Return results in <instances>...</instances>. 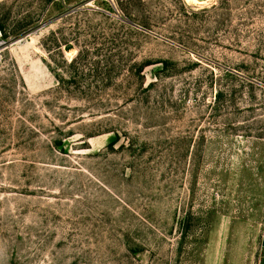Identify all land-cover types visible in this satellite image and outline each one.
<instances>
[{"label": "rangeland", "instance_id": "1", "mask_svg": "<svg viewBox=\"0 0 264 264\" xmlns=\"http://www.w3.org/2000/svg\"><path fill=\"white\" fill-rule=\"evenodd\" d=\"M0 20V264H257L264 0H0Z\"/></svg>", "mask_w": 264, "mask_h": 264}, {"label": "trees", "instance_id": "2", "mask_svg": "<svg viewBox=\"0 0 264 264\" xmlns=\"http://www.w3.org/2000/svg\"><path fill=\"white\" fill-rule=\"evenodd\" d=\"M0 32H1V34H2V38H3V37L6 38L7 33H6L5 29H4V26H3L1 20H0ZM54 42H55L56 48H60L61 45L63 44L65 50H69V49H71L72 46H73V45H71V43H69L68 41H65V42H64V41H62V40H60V39H55ZM74 63H75L74 60L71 61L70 66L73 67V66H74ZM55 76H56V78H57L59 81L62 80L61 77H59L58 75L55 74Z\"/></svg>", "mask_w": 264, "mask_h": 264}, {"label": "crops", "instance_id": "3", "mask_svg": "<svg viewBox=\"0 0 264 264\" xmlns=\"http://www.w3.org/2000/svg\"><path fill=\"white\" fill-rule=\"evenodd\" d=\"M257 264H264V234L262 237V242H261V247H260V252H259Z\"/></svg>", "mask_w": 264, "mask_h": 264}, {"label": "built area", "instance_id": "4", "mask_svg": "<svg viewBox=\"0 0 264 264\" xmlns=\"http://www.w3.org/2000/svg\"><path fill=\"white\" fill-rule=\"evenodd\" d=\"M3 43H4V41H3V38H2V34H1V32H0V48H1V46L3 45Z\"/></svg>", "mask_w": 264, "mask_h": 264}]
</instances>
